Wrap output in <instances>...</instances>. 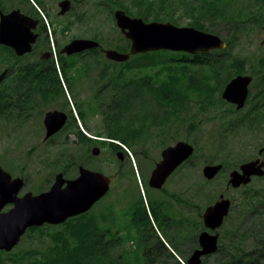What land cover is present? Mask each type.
<instances>
[{"label":"flooded vegetation","instance_id":"flooded-vegetation-1","mask_svg":"<svg viewBox=\"0 0 264 264\" xmlns=\"http://www.w3.org/2000/svg\"><path fill=\"white\" fill-rule=\"evenodd\" d=\"M53 7L52 2L48 0H0V20L1 14L20 10L36 20L31 31L37 34L30 52L17 55L12 47L0 44V53L4 48H10L36 71V98L34 96L31 103L38 105L35 115L42 117L43 125L45 115L50 111L43 109L44 104L51 103L49 105L58 108L52 110H59L67 115L65 127L55 135L65 132L67 139L75 137L77 143L84 147L79 150V158L71 154L69 148L65 151L64 171H55L53 177L51 173L41 174L48 175L46 178L37 176L38 180L47 182L45 188L24 191L28 183L27 177H22L24 186L17 193V197H22L28 192L39 194L49 190L60 172L65 178L64 187L68 185V181L81 174V168L102 173L109 178L105 194L88 210L68 218L62 224L73 230L77 227L73 226L78 224L74 221L79 220L80 224L88 226L91 233L100 236L102 247L138 252L137 256L132 258L136 264H178L180 259L175 258L176 253L184 255L188 262L193 252L200 248L199 234L207 229L204 224V212L201 214L199 206L192 200L199 193L198 186L192 184V188L185 190L182 178L183 163L162 181L152 178L158 164L163 160V151L182 140L177 126L180 119H175L172 113L170 119L164 120L163 123H154L153 129H148L151 126L149 124L142 129V124L135 120L133 128L127 133L105 131V135L100 132L93 137L86 135L78 126V121L87 125L86 119L89 115H100L104 118L103 107L110 101L108 97L111 95V84L103 82V69L97 66L104 61L105 52L86 50L71 55L61 53L62 48L72 38L62 47L57 44L58 51L54 56L46 22L39 12L40 9L48 13ZM257 7H263L264 10V3ZM251 23L258 24L255 21ZM48 25L50 26V23ZM259 37L263 46L261 50L264 52V28ZM16 67H20V61L16 62ZM5 69H8L9 73L6 64L0 72ZM240 74L252 76L246 104L264 105V87L255 86L257 76L249 72ZM261 79L264 82V75ZM55 86L58 88V94ZM227 103L240 110L235 104ZM162 125L163 127L158 129ZM44 129L46 133L45 125ZM67 141L70 144L69 140ZM260 156L259 154L254 159ZM10 174L12 180L21 177ZM12 207L14 203L8 202L0 212L9 211ZM47 225L50 224L43 226ZM57 225L61 224L53 226Z\"/></svg>","mask_w":264,"mask_h":264},{"label":"trees","instance_id":"trees-1","mask_svg":"<svg viewBox=\"0 0 264 264\" xmlns=\"http://www.w3.org/2000/svg\"><path fill=\"white\" fill-rule=\"evenodd\" d=\"M72 1L71 12L75 10L74 2L82 0ZM101 3L107 7L112 18L116 9H123L127 14L142 17L145 21H171L178 24L179 14L183 11L181 15L193 18L187 26H195L216 34L218 29H224L228 33L225 39L226 48L210 53L192 55L159 50L134 55L125 62L103 58L104 61L97 66L103 69V82L111 84L108 100L112 101L106 105L108 110L105 106L103 108L108 125L106 131L127 133L133 128L135 120L142 124V129L147 124L151 125L148 129H153L154 123L161 124L170 119L172 110L174 115L179 110L180 113L181 110L186 111L190 101L197 103L199 109H206L216 102L228 105L221 96L223 88L231 78L240 73L255 74L258 78L256 87L259 81L264 83L261 79L264 75V52L260 50L262 55L257 57L253 64L248 65L247 58L236 55L233 50L239 35L251 27V22L259 23L264 18L263 7H257L264 3V0H247L242 3L240 0H129L128 4L124 0H102ZM83 16L80 12L75 15L77 21H81ZM204 19L209 20L208 26L205 25ZM51 23L55 25L53 19ZM57 29L54 26L53 32L56 33ZM62 29L67 27L63 26ZM92 37L100 40L102 44L94 51H103V38L97 33ZM122 40L120 44L117 42L108 45L128 52L130 41L124 35ZM4 49L6 51L0 53V68L6 64L9 74L0 86V120L25 121L33 117L38 109L37 104L31 103L35 96L36 71L13 50ZM4 56L6 57L3 58ZM17 61H20L19 68L16 67ZM190 91H195V94L191 96ZM56 93L58 94L57 87ZM139 99L143 100L142 103ZM148 102L150 106H147ZM231 110L235 114L240 111L235 107ZM176 119H179L178 116ZM184 120L187 125L190 119L184 117ZM238 121L248 124L252 130L261 128L264 123V105H252L246 117L239 118ZM191 125L192 123H189L188 129H191ZM162 127L163 125L158 129ZM246 194V200L240 205L237 218L239 224L230 230H224L219 249L216 253L204 257L202 264H264V189L249 187ZM200 225L202 227L203 224ZM47 226L49 230L56 227ZM39 228L42 227L36 226L29 231L34 233ZM48 234L49 244L37 253L38 256H31L29 264H117L112 250L101 246L100 236L96 233L82 235L73 229L71 233L55 231ZM67 235L71 240L64 239ZM0 254L8 256L11 253L2 250ZM176 255L179 256V253ZM210 256L214 257V261L208 263ZM24 257L30 258L27 255ZM183 257L184 259L180 258L188 264L184 255ZM14 259L17 260V257ZM0 264L6 263L0 258ZM178 264L182 263L178 260Z\"/></svg>","mask_w":264,"mask_h":264},{"label":"rangeland","instance_id":"rangeland-1","mask_svg":"<svg viewBox=\"0 0 264 264\" xmlns=\"http://www.w3.org/2000/svg\"><path fill=\"white\" fill-rule=\"evenodd\" d=\"M59 1L48 0V2H52L54 7L50 8L48 13L45 10L39 11L41 18L46 22L50 47L54 56H56L58 51L57 44L62 47L70 39L76 37L93 38L92 35L97 33L103 38L104 48H112L108 44L114 45L117 42L120 44L123 41V34L117 27L115 19L112 18L107 7L101 3L102 0L74 2L75 10L69 11L63 16L58 14L60 10L58 6ZM124 1L126 4L129 2V0ZM246 1L240 0V3ZM97 3L100 5H96ZM77 12L84 14L81 21L76 20L75 15ZM182 13L183 11L179 14L178 24H174L187 26V23L192 22L193 18L181 15ZM51 19L55 23L54 26L58 28L56 33L51 32L54 27L51 24ZM204 20H206L205 25L208 26L210 24L209 20ZM48 23H50V26ZM253 24H251V27L245 33L243 32L239 35L233 49L236 55L247 58L248 65L250 63L253 64L257 57L262 55V52H260L261 39L259 36L263 32L264 18L257 25ZM63 26L67 27V29L63 30ZM217 32L224 39L228 36V33L224 29H218ZM2 68L3 66L0 70ZM249 68L251 67L249 66ZM260 87H264V83H259L258 88ZM104 93L106 92L104 91ZM194 94L195 91H190L191 96ZM142 101V99H139L140 103ZM111 102L105 104L106 110L109 109L106 105L111 104ZM49 104L51 103L44 104L43 109L45 111L58 109ZM197 105V103L190 101L189 105L187 103L186 111L181 110L180 113L179 110L174 115L175 119L177 116L180 119V122H177V126L180 130L181 139L195 146V152L183 166L182 178L185 190L192 188V184L198 186L199 193L193 199L190 198L199 206L201 214L208 205L219 199L220 194H224L225 197L231 199V210L225 218L223 225L216 230L220 234V241H222L221 237L224 230H230L233 226L239 224L237 218L240 205L243 204L246 196H248L246 189L249 187L264 189V176H255L249 184L239 188H233L228 183L229 174L232 170L238 168L243 162L259 156L260 148L264 147V123L261 128L254 130L248 124L239 123V118L246 117L252 104H246L236 114L232 112L233 106H230L231 104L225 105L221 104V102H216L206 109H199ZM147 106H150L149 102ZM184 117L190 119L187 125L184 123ZM182 118L183 121H181ZM105 119V116L103 118L100 115H89L86 119L87 125L79 120L78 126L90 137L95 136L99 132L105 135L108 126ZM189 123H192L191 129H188ZM44 136L45 129L40 115H35L25 121L0 120V165L14 176L27 177L28 184L24 191L46 187L47 182L38 180V175L45 176L46 178L48 175L41 174L51 173L50 175L53 177L55 171H64L66 164L64 155L68 148L71 154H74L77 158L80 157L81 152L79 150L82 146L77 143L75 137L71 136V139H67L65 132H62L57 138L45 141ZM67 140H69L70 144L67 143ZM261 158L264 159V152ZM221 162H223L224 167L217 176L213 179L204 177L202 170L206 164H218ZM194 188L197 189V187ZM74 222H78L77 225L73 226H77L74 230H78L82 235L90 232L87 225L85 227L83 224H79V220ZM48 230V226H43L34 233L27 231L13 250L9 252L5 251L11 254L8 256H6L7 254H0V258L6 264H29L31 256H38L37 253L41 249L44 250L45 246L49 244L48 232L65 231L71 233L73 231L64 224ZM64 239L67 241L71 240L68 235ZM249 244L250 242L247 243V245ZM105 249L112 250V255L116 257L117 264H136L135 262L133 263L132 258L137 256L138 252L114 248ZM26 255L30 256V258L24 257ZM179 256L184 259L183 255L179 254ZM14 257H17V260ZM175 258L179 259L177 255ZM213 261L214 257L210 256L208 263Z\"/></svg>","mask_w":264,"mask_h":264},{"label":"water","instance_id":"water-1","mask_svg":"<svg viewBox=\"0 0 264 264\" xmlns=\"http://www.w3.org/2000/svg\"><path fill=\"white\" fill-rule=\"evenodd\" d=\"M59 14L64 15L72 7L71 0H61L58 3ZM114 18L123 35L130 40L129 52L108 48L106 57L117 62L127 61L132 55L152 51L170 50L185 53H207L213 49H223L226 41L219 35L198 29L194 26H178L171 21H145L142 17L131 16L123 9H116ZM36 20L14 10L1 14L0 44L12 47L17 55H24L32 49L37 34L31 31ZM101 43L93 38H74L67 43L61 53L68 55L99 48ZM8 75V69L0 73V86ZM252 76L239 74L233 77L225 86L222 97L238 109L245 106L249 94ZM67 122V115L59 110H50L44 118L46 134L44 140L60 131ZM195 147L187 141H179L168 146L163 151V160L153 173V179L161 181L167 178L180 164L188 160ZM262 155L264 148L259 150ZM223 169V164H206L203 175L213 179ZM228 183L233 188H239L252 181L254 176H264V159L261 157L243 162L239 168L229 174ZM63 173H58L55 182L47 191L39 194L28 192L22 197L17 193L24 186L21 177L12 180V176L0 165V210L3 205L13 202L9 211L0 212V250L11 251L20 242L22 236L30 227L48 224H61L68 218L88 210L108 189L109 178L102 173H95L81 168V174L68 181L64 187ZM232 206L230 198L221 194L219 199L206 207L203 218L207 228L199 235L200 248L191 255L189 264H202L203 258L214 254L219 249V229L229 214Z\"/></svg>","mask_w":264,"mask_h":264}]
</instances>
